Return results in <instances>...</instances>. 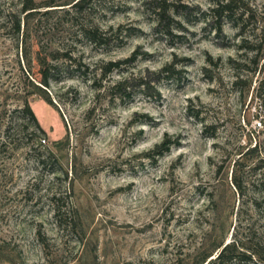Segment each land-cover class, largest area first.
Listing matches in <instances>:
<instances>
[{
  "label": "rangeland",
  "instance_id": "obj_1",
  "mask_svg": "<svg viewBox=\"0 0 264 264\" xmlns=\"http://www.w3.org/2000/svg\"><path fill=\"white\" fill-rule=\"evenodd\" d=\"M33 1L0 0V264H192L220 244L264 264V0H217L220 30L211 0H178L169 34L144 0H96L79 22L121 28L104 46L73 0Z\"/></svg>",
  "mask_w": 264,
  "mask_h": 264
},
{
  "label": "trees",
  "instance_id": "obj_2",
  "mask_svg": "<svg viewBox=\"0 0 264 264\" xmlns=\"http://www.w3.org/2000/svg\"><path fill=\"white\" fill-rule=\"evenodd\" d=\"M96 0H73L72 5L69 7L71 8V15L76 22L74 23V27L77 30L78 36L80 38L85 39L89 44H92L94 46H104L107 45L111 39L112 35L118 36L120 34V29L117 28L115 32H112V29L104 30L98 27V25H94L92 23H86V21L83 20V23L80 21V16L87 15L89 11H91V7L95 4ZM146 5H148L151 9L152 15L156 22V30L159 32H162L163 34H169L170 29L173 23L178 24V21L175 20L176 16H185L187 15V11L191 8L188 5L178 3V0H144ZM211 8L207 11V14L204 12H199L200 16L207 15V19H210L212 22L217 24V29H221V25L224 19L231 18V15H233L234 11L232 9L233 2H226L222 3L217 0H211ZM39 7L34 3L33 0H21V7L19 10V13L21 15L28 16L29 14L36 13L37 9ZM194 9V8H192ZM198 11V9H197ZM6 18V17H3ZM14 27L19 30V22L17 21L15 24H13ZM162 30V31H161ZM135 59V54L133 57L124 60V61H118L115 63H109L105 67L101 69L102 75H106L107 73H110L114 68L118 67L119 65L123 64H129L133 62ZM173 65L166 66L162 68L158 74L163 75V79H168L171 72L169 69H171ZM150 75H154V73L146 72V75H139L138 78H136L137 81V88L142 90L143 92H147L149 90H152L155 82L158 81V79H151ZM129 80L123 79L114 86L115 89L120 90L121 98L129 97L130 96V87H128ZM23 113H25L30 120L32 121L34 127L37 131L42 132L40 129L32 111L30 110L29 106L26 104L23 108ZM169 147V141H164L161 145H159L156 149L157 155H161L162 152L166 151ZM56 212L59 213V209H56ZM57 217V214H56ZM59 217V215H58ZM223 244H220L217 249H220L217 252V256L214 258V260L207 259L211 256V254H208L198 261L192 263V264H228V260H231V258L224 259V254L230 249V245L227 244L225 246H222ZM232 247L234 248L235 245L233 244ZM243 256V255H242ZM241 256V257H242ZM227 260V261H226Z\"/></svg>",
  "mask_w": 264,
  "mask_h": 264
},
{
  "label": "built area",
  "instance_id": "obj_3",
  "mask_svg": "<svg viewBox=\"0 0 264 264\" xmlns=\"http://www.w3.org/2000/svg\"><path fill=\"white\" fill-rule=\"evenodd\" d=\"M253 129L259 130L262 128V122L259 119H254L252 122Z\"/></svg>",
  "mask_w": 264,
  "mask_h": 264
}]
</instances>
